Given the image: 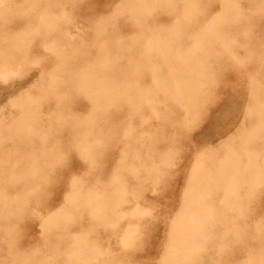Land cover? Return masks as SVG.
I'll use <instances>...</instances> for the list:
<instances>
[{"label": "rangeland", "instance_id": "obj_1", "mask_svg": "<svg viewBox=\"0 0 264 264\" xmlns=\"http://www.w3.org/2000/svg\"><path fill=\"white\" fill-rule=\"evenodd\" d=\"M0 264H264V0H0Z\"/></svg>", "mask_w": 264, "mask_h": 264}, {"label": "bare ground", "instance_id": "obj_2", "mask_svg": "<svg viewBox=\"0 0 264 264\" xmlns=\"http://www.w3.org/2000/svg\"><path fill=\"white\" fill-rule=\"evenodd\" d=\"M3 78L7 77L8 76V73L7 72H4L2 75H1ZM7 80V79H6Z\"/></svg>", "mask_w": 264, "mask_h": 264}]
</instances>
